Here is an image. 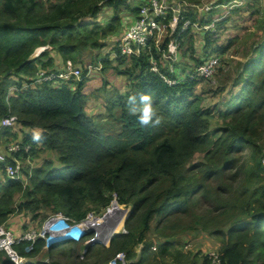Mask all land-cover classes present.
I'll return each instance as SVG.
<instances>
[{"label": "trees", "instance_id": "16d2710c", "mask_svg": "<svg viewBox=\"0 0 264 264\" xmlns=\"http://www.w3.org/2000/svg\"><path fill=\"white\" fill-rule=\"evenodd\" d=\"M230 1L244 5L228 16L250 14L255 7L252 0H216V6ZM129 4V0H0V120L14 116L21 130H41L40 142L30 136L23 140L31 147L32 161L47 151H55L59 161L58 168L45 159L24 169L26 181L3 176L0 225L15 210L35 217L40 211L61 213L78 222L88 212L107 209L115 194L129 215L123 226L126 233L116 234L107 248L99 243H82L77 251L73 245L53 246L45 251L47 262L40 261L44 257L32 261L43 250L42 239L30 251L27 242L15 249L30 260L26 264H106L120 251L127 260H135L133 264H196L200 253H183L173 239L200 231L220 241V264H264V13L259 8L258 19L253 21L250 14L256 38L240 55L238 48L231 50L235 39L225 45L215 41L219 27L230 18L217 14L222 7L202 14V25L216 21L212 30L202 29L207 55L226 57L227 71L222 72L224 61L220 62L212 94L228 96L217 105H204L203 95L196 93L199 81L167 85L150 72L151 56L146 53L116 58V66L100 60V72L112 70L103 86L120 75L130 83L120 96H113L116 88H111L103 99L104 112L97 117L86 113L88 96L83 89L88 79L36 82L39 71L58 72L54 55L83 67L85 55L102 51L108 39L122 31L123 10L136 16L138 4L135 8ZM104 9L113 13L106 25L96 20ZM189 17L196 22L193 13ZM185 39L182 47L192 49L183 48L180 57L193 52L192 33ZM43 46L47 50L30 59ZM115 47L117 52L118 44ZM104 90H97L96 96H104ZM141 94L152 96L157 115L163 117L159 126L141 127L129 113L128 97ZM114 124L119 125L118 133L104 129ZM197 153L202 158L193 162ZM152 231L164 242L153 240ZM93 237L90 232L84 240ZM0 264L14 263L0 252ZM201 264H209L208 256L201 257Z\"/></svg>", "mask_w": 264, "mask_h": 264}, {"label": "built area", "instance_id": "2783aa9c", "mask_svg": "<svg viewBox=\"0 0 264 264\" xmlns=\"http://www.w3.org/2000/svg\"><path fill=\"white\" fill-rule=\"evenodd\" d=\"M229 4L230 6H225L228 11L233 9L237 1H233ZM193 5H189L185 2H178L172 5L166 3L165 0H147V2L139 9L138 16L136 20L129 26L126 27L122 38L118 43V55L121 57H130V56H139L141 53L151 54L153 49H156L157 53L161 55L163 60L174 61L176 57L177 47L179 44L176 43V40L169 42L167 44L166 50L161 46L165 37L170 30V34H173L177 21L182 19L181 13ZM198 9V12L210 10L208 4H202V1L195 6ZM168 15L170 19L168 20ZM167 21V22H166ZM189 23L186 21L183 24L182 30L186 28ZM204 29L209 30L213 29V24L205 26ZM47 47H39L36 49L35 53L30 56V59H33L39 56L44 52ZM151 71L154 73L159 72V67L155 61H152ZM219 59L217 57L209 58L205 63L197 66L193 73L190 75V79H209L216 72L218 67ZM100 66L87 65L84 70L76 68L70 61H67L63 64V67L58 72L45 74L43 71L37 73V83L42 81H49L54 84H60L61 82H68L71 80L80 81L82 78L88 77L93 71L100 70ZM170 73H173V69H169ZM160 78L169 85H175L178 82L172 81L166 78L165 75H160ZM16 123V117L6 116L0 121V133L3 129L9 128ZM7 151L11 153H17L23 151L28 153L30 150L29 145L21 146L18 143H11L6 147ZM5 157L0 154V164L4 163ZM23 162L19 159L14 160L13 164H5L4 171L6 176L9 179H18L20 177ZM113 196V201L111 205L116 201L117 197L115 194ZM112 207V206H111ZM110 206L107 208V217L112 208ZM103 216L102 220L105 219ZM126 216V212L122 211V216H115L109 220L111 224L115 223L117 219H123ZM100 217H98L94 212H89L86 214L85 218L80 222H69V219L58 214H52L47 217V219L42 224L41 228L37 231H28L17 238L14 234L5 226L4 224L0 225V252H4L5 255L12 261L14 264H24L25 258H23L19 253L14 249V245L21 242L29 243L31 250L32 244L37 239H43L45 241V248L50 247L57 240H78L82 236V233H85L89 230H94L99 227L97 224ZM122 222V223H123ZM122 232H125L122 229ZM115 231L111 232L114 234ZM101 234V232H100ZM96 238L100 241L99 234H96ZM109 235H106L103 242L105 245L108 244ZM126 254L124 252H116L113 257L106 264H127ZM209 264H220L219 255L211 253L209 255Z\"/></svg>", "mask_w": 264, "mask_h": 264}, {"label": "rangeland", "instance_id": "374dc122", "mask_svg": "<svg viewBox=\"0 0 264 264\" xmlns=\"http://www.w3.org/2000/svg\"><path fill=\"white\" fill-rule=\"evenodd\" d=\"M129 1H130L129 6L141 3V0H129ZM252 2L255 4V7H251L252 10H250V14L253 15L252 19H253V21H255L256 19L259 18L258 17L259 13H255V12H258V11H255L256 8H259L264 13V0H252ZM125 10L127 11L128 9H125ZM221 10H223V9H221ZM102 11H104V10H102ZM123 12H124V10H123ZM111 13H112V10H111ZM250 14L249 13L248 14H244V13H241L239 11V13L231 15L230 18H229L230 24H223V25H221L219 27V29H218V31L216 33V37H217V39L215 40L216 43L221 44V45H225L229 41L231 42L232 39H235V44L232 46L231 50L235 49V48H238L239 49V54L238 55L243 53V51H242L243 49L247 50L249 45L251 44V42H253L254 39L256 38L254 36L256 31L254 32V29H253L254 25H253L252 19L250 18ZM112 16H113V13H112ZM121 17H123V16L121 15ZM195 18H196V22L195 23L199 24V21L201 19L198 16H195ZM100 20H101V22H104L106 20V16H100ZM108 21H105L104 23H102V25H106L108 23ZM122 27H123V25H122ZM190 33H192V38L194 39V47H193V52L191 54V58L190 59L194 60V61L196 60L197 62L204 61L206 59L205 56H206V54L208 52V50L204 49L205 48V42H204L205 33L203 31H201V30H196V29L191 30L189 32V34ZM121 34H122V31L118 35L108 39V41H107L108 45L102 51H99V52L97 51V52H94L92 54L85 55L84 58H83L84 59V65L88 64V63H94V62H96V60H98V61L99 60H108L111 65L116 66L117 63H116V58H115V55H114V48H115V46H116V44L118 42V38L121 36ZM186 44L187 45L190 44L189 41ZM183 48L192 49V46L191 47L190 46H183L182 49L180 50V54H184L185 51L183 50ZM96 57H97V59H96ZM229 57L230 58H234L232 55H230ZM219 58H220L221 63H222V61H224V59H226L225 56L224 57L220 56ZM171 65H172V68H173V74L171 75V77L177 78V79L186 78L188 73L191 71L192 66H193L192 63H189V62L186 63L183 59H181V57H179ZM124 67L125 66H122V68H124ZM223 67H224V69L222 70V72L223 71H227V65H226L225 61H224ZM110 72H112V70L109 69V68L103 73L102 72H98V71H93L86 79H89L90 77L96 76L98 78L97 79L98 81L97 80L95 81L94 79L88 80L86 82V84H87L86 90H90L92 87L93 88L99 87L100 84H96V83L103 82V80H105L106 76ZM112 78H114V76L110 78L111 79L110 81H112ZM216 80L217 79H215L213 77L212 79L199 81V84L196 87V93L200 94V95L201 94L203 95L204 105L205 106L217 105L218 103L223 102L228 96V93H224L220 97L214 96L212 94L213 91L215 90V86L218 84V81L216 82ZM92 84H93V86H92ZM116 84L117 83H115V82L111 83V85H116ZM118 85L122 86V83L118 84ZM112 87L113 86L106 87V89L103 92L104 96L101 95V98H99V96H98V98L90 99V102L87 103L86 113H89V115H97V116H98L99 113H103L104 112V109H103L104 101H103V99H107L110 96V93H111L110 91H111ZM86 90H84V92H86ZM104 129L105 130L108 129L109 131H107V132H109V133H112V134L115 133L116 134L119 131V125L118 124H114L113 126L112 125H106V126H104ZM1 134L2 133H0V135ZM39 158L42 159V160H44V159L52 160L54 164L59 165V161L57 159V153L55 151H47L45 153H41L39 155ZM201 158H202V155L197 153V154H195L193 156L192 161L196 162V161L201 160ZM31 162L33 163V166H36V164H39L38 162H35V161H32V160H31ZM33 166H31V168ZM27 167H30V166H27ZM20 177H21V179L24 178L23 172L20 175ZM119 208H121V207H119ZM107 211L108 210L106 209L103 212H101L100 214L96 213V215L98 217L102 218L107 213ZM46 213L47 214H45V212H42V216L44 217L45 220L48 217L47 215L51 214L49 212H46ZM119 215H120V211L115 208L108 216L109 217L111 216L113 218V217H115V216L117 217ZM109 219L110 218H107L105 221H101V219L98 220L97 224L99 223V227L97 229L93 230L94 236H96V234L98 232L100 233L102 230H105V231L109 232L108 230H106L107 228L114 229L115 227H118L116 223L120 222V224H121L122 220H123V219L119 220V218H118L117 221L115 222V224L111 225V223L109 222ZM154 227H155V223L152 224V228H154ZM118 228L119 229L116 232H118V233L122 232L123 225H121ZM188 232L189 233H187L186 235H182L180 237L185 238L186 240H189V241H191L193 243H197L196 248H200L201 249L202 245H201V241L199 240V237L202 236V233L201 232L194 233V232H191V231H188ZM157 235L158 234L153 232V231L150 233V237L153 240L162 241V239H160ZM14 236H15V238L18 237L16 235H14ZM178 237L179 236H175L174 240L177 241ZM103 240H104V234L101 232L99 243L103 244V245L100 244L101 246L107 248L109 245L108 244H107L108 246L105 245ZM215 241L218 242L219 240L216 238ZM88 242H90V241H88ZM191 242H187V243H191ZM71 243L72 244L77 243L76 245H73V247L76 249V251L78 250L79 246L82 245V242H77V241L71 242ZM86 244H87V242H86ZM179 248L182 249V247H179ZM192 248H191V250H192ZM176 249H178V247ZM193 251L194 250H192V252ZM42 257H44L42 259L43 262H47L48 261V258L45 255V249L39 255H37L34 259L32 258V261H38ZM28 261H30V260L28 259ZM198 264H201V259H200V262H198Z\"/></svg>", "mask_w": 264, "mask_h": 264}, {"label": "clouds", "instance_id": "9594fccd", "mask_svg": "<svg viewBox=\"0 0 264 264\" xmlns=\"http://www.w3.org/2000/svg\"><path fill=\"white\" fill-rule=\"evenodd\" d=\"M166 1V3L167 4H169V5H172V4H174V3H178V2H185V3H187V4H189V5H193V7H189V8H187V9H185L182 13H181V17H182V19H179L178 21H177V24H176V28H175V30H174V32H173V34H170V30H168V34H167V36L165 37V39H164V41H163V44H162V48L164 49V50H166V47H167V44H169V42H172L173 40H176V43L177 44H179L178 45V47H177V52H176V57H177V55H178V53L180 54V50L182 49V45H181V42L183 41V39H185L187 36H188V34H189V32L191 31V30H194V29H196V30H201L202 31V29L203 30H206V29H204V27L205 26H208V25H211V24H213V28H214V23L213 22H216V21H213V22H210V23H208V24H203L202 25V23H199V24H196V23H193L192 22V20L190 19V17H189V13H193L195 16H198L201 20H202V14H206V13H208V12H210V11H212L213 9H215V8H217V7H222V8H220V9H223V13L221 14V15H223V17H227L228 15H229V11L226 9V8H224L225 6H230V5H232V4H229V3H231V2H233V1H230L228 4L226 3V4H224V5H217L216 6V0H200V2L202 1V4H208L209 6H210V10H208V11H202V12H198V9L195 7V6H197V4H199V3H197V4H193V3H191V2H187V1H184V0H165ZM147 2V0H142L141 1V3L140 4H138V12H137V14H136V18H137V16H138V13H139V9L145 4ZM243 5H244V3L242 2V1H237V4H236V6L234 7L235 9H239V8H242L243 7ZM233 8V9H234ZM187 10V11H186ZM232 10V9H231ZM228 17H230V16H228ZM136 18H135V20H136ZM171 17H170V15H168V20L170 19ZM220 19L218 18V21H219ZM188 22L189 24L186 26V28L184 29V30H182V27H183V24H184V22ZM167 22V21H166ZM131 25V24H130ZM129 26V25H128ZM209 30H211V29H209ZM209 30H206V31H209ZM185 32H187L185 35H183V36H181L183 33H185ZM216 32V29H215V31H214V33ZM165 40H168L167 41V43L165 44ZM46 47V46H45ZM39 48V47H38ZM37 48V49H38ZM116 48V47H115ZM47 50V49H46ZM35 51H36V49H35ZM35 51L33 52V54L35 53ZM43 53V52H42ZM41 53V54H42ZM154 53L159 57V61L158 60H156L155 58H154ZM32 54V55H33ZM98 54V53H97ZM114 55H115V58H119V57H121V56H119L118 54H117V52L116 51H114ZM148 55H150L151 57H150V59H149V70H150V72L151 73H154V72H152L151 71V66H152V61H155L156 63H157V65H158V67H159V72L158 73H154V74H156V75H158L159 77H160V75L162 74V75H165L166 76V78H168V79H170V80H172V81H177L178 83L177 84H175V85H178V84H180V83H182L183 81H188V80H192V81H202V80H208V79H190V75L193 73V71L195 70V68L197 67V66H199V65H201V64H203V63H205L209 58H211V57H217L218 59H219V64H218V67L216 68V71H217V69L220 67V58L217 56V55H213V54H209V55H207L206 54V59L204 60V61H200V62H202V63H200V64H196L195 66H193V68L191 69V71L188 73V75H187V77L186 78H183V79H177V78H173V77H171V75L173 74V73H170V71H169V69L170 68H172V63H174L175 61H176V57H175V60L174 61H170V60H163L162 58H161V55L160 54H158L157 53V51H156V49H153V51H152V53L151 54H149L148 53ZM38 57V56H37ZM130 57H133V56H130ZM130 57H126V58H130ZM36 58V57H35ZM125 58V57H124ZM67 62V61H66ZM66 62H64V63H66ZM71 62V61H70ZM63 63V64H64ZM72 63V62H71ZM63 64H62V66H63ZM73 64V63H72ZM74 65V64H73ZM87 65H93V66H100L101 68H100V70H98V72H100L101 70H102V64L100 63V60L98 61L97 60V62L96 63H88V64H85L82 68L81 67H77V66H75L76 68H79L80 70H84L85 69V67L87 66ZM163 65H166V67H164ZM61 66V67H62ZM163 69V70H162ZM173 69V68H172ZM216 74V72L214 73V75ZM214 75L211 77V78H209V79H212L213 77H214ZM87 78V77H86ZM85 78V79H86ZM82 79H84V78H82ZM160 79H162V78H160ZM163 81H164V79H162ZM81 81V80H80ZM165 82V81H164ZM166 83V82H165ZM167 84V83H166ZM167 85H169V84H167ZM170 86H172V85H170ZM127 106H128V111H129V113L130 114H132V115H135L136 116V118H137V122H138V124L141 126V127H149V126H151V127H156V126H159L160 125V123H161V121H162V119H163V117L162 116H160V115H157V111H156V109H155V107H154V102H153V98H152V96L151 95H149V94H141V95H139V98H137V96H135V95H132V96H129L128 97V100H127ZM4 118V117H3ZM1 121V120H0ZM15 125V124H14ZM12 127V126H11ZM10 128V127H9ZM6 129V128H5ZM3 132V130L1 131V133ZM41 139H42V136H41V130H34L33 131V134H32V140H33V142H40L41 141ZM12 143H18L19 145H21V146H25V145H29V144H25L24 142H21V141H15V142H12ZM11 144V143H10ZM30 146V145H29ZM30 149H31V147H30ZM30 151V150H29ZM6 152L8 153V154H10L8 151H7V149H6ZM11 155V162H7V159H6V157H5V160H4V163H1L0 164V169H1V171H2V173L5 175V177L6 178H8L7 176H6V174H5V171H4V165L5 164H13L14 163V160H17V159H19L20 161H22L23 162V168H22V171H21V174H22V172L24 171V169H31V166H33V163L31 162V156H29V152L28 153H24L23 151H20V152H17V153H11L10 154ZM23 159H26L25 160V162H24V160ZM27 166H30V167H27ZM20 174V175H21ZM9 179V178H8ZM11 180H23V181H26L25 180V178H23V179H21V177H19L18 179H11ZM117 200V199H116ZM112 201H113V199H112ZM112 203V202H111ZM112 206V207H111ZM121 207V208H119V207ZM110 207L112 208V210H111V212L116 208L117 210H119L120 211V217L122 216V211H125L126 212V216H125V218H124V220L125 219H127V217H128V215H129V208H126V207H123V206H120V205H118L117 204V202L115 201L112 205L110 204ZM106 210V209H105ZM110 212V213H111ZM89 213V212H88ZM52 214H58V213H51L50 215H52ZM61 214V213H60ZM116 214V213H115ZM49 215V216H50ZM62 215V214H61ZM105 216V215H104ZM65 217V216H64ZM85 218V217H84ZM103 218V217H102ZM102 218H100L101 219V221H105L107 218H112L111 216L109 217V216H105V219H103L102 220ZM109 219V220H110ZM83 220V219H82ZM82 220H80V221H82ZM80 221H78V222H80ZM69 222H70V220H69ZM115 223H113V224H111V225H114ZM122 225H123V223H122ZM124 226V225H123ZM110 228H107L106 230H109ZM90 232H93V230H89V231H87V232H85V233H82V236L80 237V239H78V240H65V239H62V240H57V242L56 243H54L53 245H51L50 247H48V248H45V245H44V247H43V250L45 249V251L46 250H48V249H50L51 247H53V246H68V245H76L77 243H75V244H72L71 242H75V241H77V242H82V243H84L85 245H88V244H93V243H99V241L97 240V236H94L93 237V239H91V240H84L88 235H89V233ZM103 234H104V238L106 237V231L105 230H102L101 231ZM113 232V231H112ZM111 233V232H110ZM115 233H118V232H115ZM114 233V234H115ZM122 233H126V231L125 232H122ZM98 234H99V237H100V233L98 232ZM43 240V239H42ZM88 241H90V242H88ZM45 242V241H44ZM86 242H87V244H86ZM22 243V242H21ZM109 243L110 242H108V245H109ZM99 244H101V243H99ZM16 245H18V244H16ZM101 245H103V244H101ZM107 245V246H108ZM184 247L186 248V249H189V248H191V245L190 244H186V245H184ZM28 248H30V246L28 245L27 247H26V249H28ZM14 249H15V245H14ZM32 249V248H31ZM16 250V249H15ZM42 250V251H43ZM17 251V250H16ZM26 251H30L29 249L28 250H26ZM18 252V251H17ZM1 253H4V252H1ZM83 253H85V250H83L82 252H81V256H80V259L81 260H83V258H82V254ZM211 253H214V254H217L218 255V252H209V253H206L205 255L206 256H208V259H209V255L211 254ZM5 254V253H4ZM20 255V254H19ZM115 255V254H114ZM113 255V256H114ZM204 255V256H205ZM112 256V257H113ZM23 257V256H22ZM23 258H25V260H27L26 259V257H23ZM111 259V258H110ZM109 259V260H110ZM108 260V261H109ZM126 260H127V258H126ZM40 261H43L42 259L40 260ZM107 261V262H108ZM128 261V260H127ZM26 262L27 261H25V263L24 264H26ZM106 262V263H107Z\"/></svg>", "mask_w": 264, "mask_h": 264}, {"label": "crops", "instance_id": "0c3cea01", "mask_svg": "<svg viewBox=\"0 0 264 264\" xmlns=\"http://www.w3.org/2000/svg\"><path fill=\"white\" fill-rule=\"evenodd\" d=\"M135 7H136V4L131 6V8H135ZM129 10H127V11L125 10L124 13H122V16H123L122 17V19H123L122 34L118 38L117 44L119 43L120 39L122 38L126 27L135 21V18H136L135 13L136 12H133L131 10L129 11ZM216 12H217V14H222L223 10H221L219 8V10H217ZM100 16H106L105 21H108L112 17L111 10L110 9H104V11L99 13L98 16L96 17V20L102 24L105 21L101 22ZM226 24H230V20H228V22H226ZM179 57H180V54L178 53L176 60ZM53 58H54V69H56V71L61 70V66L63 64V61L60 59V57L58 55H54ZM190 58H191V56L188 53L185 54L183 57L181 56V59H183L186 63L189 62V63H192L193 66L196 65V62L194 60H191ZM163 66L166 67V65H163ZM193 66H192V68H193ZM90 79L91 80L94 79L96 81L98 78L96 76H93V77H90L88 80H90ZM110 80H109L110 84L108 83L106 86H103L104 82H99V83H96V84H100L99 87H97V88L92 87L90 90H86V86H87V84H86L84 86L83 92H84V90H86V92H84V93L88 96L87 103L90 102V99L98 98V96H99V98H101V95L96 96V94H97V90H99L102 87L104 89H106V87H111V86H113V88H116V90L113 94V96H115V97L117 95L118 96L123 95L128 90V85H129L130 81L126 76H121V75L120 76H114V78H112V81H110ZM114 82L117 84L111 85V83H114ZM121 83H122V86H119L118 84H121ZM92 86H93V84H92ZM11 89H13V88H11ZM87 114L89 115V113H87ZM99 114H101V113H99ZM90 116L96 117L97 115H90ZM7 129H5L2 132V134L0 135V154L4 155L8 161L11 159V155L6 152V147L10 143L15 142V141L23 142V140H25V138L27 136L32 137L33 131L27 130V129L21 130L16 124L10 128H7ZM42 161L43 160L40 159L39 155H38V159H36L35 162H38L39 164H36V165H40L42 163ZM50 161H52V160H50ZM24 162H25V160H24ZM52 163H53V161H52ZM54 165L56 166L55 168H58V165H56V164H54ZM3 176H4V174L2 173V171L0 169V180L3 178ZM19 202H20V199L17 198L16 202H15V207ZM42 212H45V214H47L46 212H48V211H40V213H41L40 217L39 216L35 217L33 214H30V213L29 214H18L17 210H15V212L12 213L10 215L9 219L6 221L5 226L16 236H20V235H22L28 231H33V230L37 231L41 228L42 224L45 221L44 217L42 216ZM49 215H47V216H49ZM198 232H200V231H198ZM194 233H197V232H194ZM201 233H202V236L199 237V240L201 241V245H202L201 249L196 248L197 243H193V242L186 240L185 238H182V237H178V239L176 241L179 244V247H182V249H180L179 247L178 248L183 253H185V252L200 253L199 259H198L196 264H198V262H200L201 257L204 256L206 253L218 252L220 245H221L220 241H218V242L215 241L216 238L214 236L210 235L209 233H204V232H201ZM160 239H162V238H160ZM159 242H164V239H162V241H159ZM187 242H191V243H187ZM186 244H190L191 248L193 247L192 250H194V251L192 252L191 248H189V249L184 248L183 246ZM62 247H64V246H62ZM139 249L140 248H138L136 250L137 254L139 253ZM26 259L28 262V258H26ZM127 262H128L127 264H133L135 262V260H133V261L128 260Z\"/></svg>", "mask_w": 264, "mask_h": 264}, {"label": "bare ground", "instance_id": "6f19581e", "mask_svg": "<svg viewBox=\"0 0 264 264\" xmlns=\"http://www.w3.org/2000/svg\"><path fill=\"white\" fill-rule=\"evenodd\" d=\"M118 214H119V213H118ZM122 222H123V220H122ZM116 224H117L118 227H120V226L122 225V223L120 224V222H119V223H116ZM118 227H115L114 229H111V228H110V229L108 230L109 232L106 231V235H109L110 232H112V231H115V232H116V231L119 229Z\"/></svg>", "mask_w": 264, "mask_h": 264}, {"label": "water", "instance_id": "95a60500", "mask_svg": "<svg viewBox=\"0 0 264 264\" xmlns=\"http://www.w3.org/2000/svg\"><path fill=\"white\" fill-rule=\"evenodd\" d=\"M104 218H105V217H104ZM125 221H126V219L124 220L123 225H124ZM116 234H118V233H115V234H111V233H110V234H109L108 242H110V240H111ZM26 250H28V249H26Z\"/></svg>", "mask_w": 264, "mask_h": 264}]
</instances>
